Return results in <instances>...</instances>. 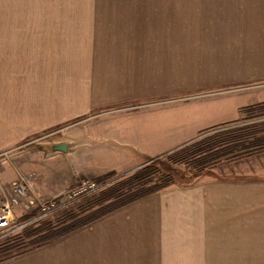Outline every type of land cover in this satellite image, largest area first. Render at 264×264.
<instances>
[{"label":"rangeland","instance_id":"obj_1","mask_svg":"<svg viewBox=\"0 0 264 264\" xmlns=\"http://www.w3.org/2000/svg\"><path fill=\"white\" fill-rule=\"evenodd\" d=\"M216 1L0 0V196L23 177L35 200L13 206L0 264H264V149L222 152L243 133L264 141V105L194 130L203 102H264V73L201 89V33L238 45L264 2L223 0L240 14L221 22ZM60 142L69 152L50 148ZM112 149L121 167L79 175L115 162ZM84 178L97 188L69 201ZM62 182L52 195L36 186ZM140 198L142 220L117 211ZM50 200L60 206L37 217Z\"/></svg>","mask_w":264,"mask_h":264},{"label":"crops","instance_id":"obj_2","mask_svg":"<svg viewBox=\"0 0 264 264\" xmlns=\"http://www.w3.org/2000/svg\"><path fill=\"white\" fill-rule=\"evenodd\" d=\"M222 1L223 0H217L215 2V5H217L218 8H221V9H215L213 16L217 20H220L221 22H223L222 19L225 17H228L229 15H232L233 17H239V14H240L238 13L239 11H236L235 9L231 10L229 8L223 9L221 7ZM252 1L253 0H251V3ZM261 1L264 2V0H261ZM242 2L245 4V0H242ZM251 3L249 2L250 5ZM232 12L234 14H232ZM260 12H264V10H260ZM205 20L206 18L204 19L201 18V22H204ZM260 20H261L260 22H262V19ZM252 24H251V27L256 26V29L253 30L252 32L247 31V30L244 31V33L248 32L249 36H247L245 39L244 37L241 38L238 45H233V42H232L233 40L231 39L222 40V35L220 33L218 37H212L210 41H204L203 40L204 37L202 36L203 34L201 33V89L215 87L218 84L224 83L223 81H229V80L236 81L239 78L242 80L251 79V78L254 79L256 77H253L252 75L264 73V34L261 35V33H264V23L262 24L260 23L261 25H252ZM204 26H206V24H201V30L203 29ZM217 28L221 29L219 26ZM238 31L239 29L236 28L235 33H237ZM253 35H258V36H253ZM207 58H212L211 60L212 62L210 63L209 67L206 66L209 63V60ZM221 59H225V60L222 61ZM204 60H208V61L206 62ZM235 71L238 72V74L240 75L244 74V77L242 75H241L242 77H240V75L239 76L232 75L233 73H235ZM188 87L190 86L188 85ZM213 103L215 102L211 100L201 103V123L196 125L194 127V130L199 129L200 127L204 128L207 126L214 125L216 123L237 119L238 117L241 116V111H242L241 108L246 104V103L244 104L239 103V104H234V105H227L226 110L224 112L222 110L221 104L217 105L216 103V105H214ZM207 105L209 107H207ZM229 110H230V113L227 114ZM180 135L182 134H178L176 136H180ZM67 146H68L67 152H69L68 150L70 146L68 144ZM112 152H113V149L112 151H109V154H110L109 159H111V156H112V159L114 160L115 157L113 156ZM92 153L93 152H90V151L85 152L84 160L88 162V157L89 155H92ZM114 161L115 162H112V163L108 161L106 162V165L101 164V167H93L94 165L89 166L88 164V166L86 165L84 169V166H82L83 168L80 169L82 173H80L79 175L86 174L87 172H90V171L92 172L90 174H94L93 173L94 170L96 171L95 174L99 175L106 171L116 170L122 166L120 165L118 159ZM89 167L91 168L89 169ZM67 184L68 182L67 183L62 182L52 187L48 185H44V184L43 185L37 184L36 186H37V190L41 194H49V195L51 194L52 195L54 193L60 192L61 189L65 187ZM39 192L35 191L34 194L40 195ZM143 200L144 198H140L136 202L126 204L123 207L118 208L117 211H119L120 214H123L126 212L132 213L131 221L133 220V218L137 221L138 217L141 218V217H144V215L141 216V214L139 215V213L134 214L135 211H137L138 209L141 211L142 210L147 211V209H145L146 205L143 202ZM167 200L168 199H166V201ZM170 200H172L171 197H170ZM152 211L153 210H150L149 212H151L152 214L153 213ZM140 220H142V218Z\"/></svg>","mask_w":264,"mask_h":264},{"label":"built area","instance_id":"obj_3","mask_svg":"<svg viewBox=\"0 0 264 264\" xmlns=\"http://www.w3.org/2000/svg\"><path fill=\"white\" fill-rule=\"evenodd\" d=\"M97 188L96 183L88 178L81 179L75 187L72 189L68 196L70 197L69 201L81 197ZM29 189V183L21 177L12 184V190L9 193H4L0 196V231L11 232L15 230L18 225H12V209L13 206L20 203L22 198H24V204L26 206L34 204V199L32 196H29L27 191ZM55 201H48L45 204V201L37 203L35 207L39 208V213L37 217L49 213L57 209L60 205H54ZM23 224H19L21 226Z\"/></svg>","mask_w":264,"mask_h":264},{"label":"trees","instance_id":"obj_4","mask_svg":"<svg viewBox=\"0 0 264 264\" xmlns=\"http://www.w3.org/2000/svg\"><path fill=\"white\" fill-rule=\"evenodd\" d=\"M258 105H264V102H259V103H256V104H253L252 106H248V107H242L241 109L242 110H244V109H246V108H251V107H256V106H258ZM250 132H253V131H250ZM249 132V134L248 135H250L251 136V134H254V133H250ZM243 136H246L247 137V134H242L241 136H236L234 139H231L233 142V144H234V146H236V148L235 149H232V148H228V149H225L226 151H222L223 153L224 152H227V153H231L232 152V156L233 157H231V158H239V157H242V156H244V155H246V154H248V153H252L253 152V150L254 151H259V150H262V149H264V148H262V146H264V141H262V140H257L256 142L255 141H249V140H244V139H246V138H244ZM244 138V139H243ZM241 139H243V140H241ZM231 143V144H232ZM261 148V149H260ZM257 149H259V150H257ZM213 156H216V155H213ZM212 156V157H213ZM217 156H219V155H217ZM215 162H216V160H215ZM164 166H166L167 167V164H165L164 163ZM152 169L153 167H152V165H145L144 167H142L141 169H140V171H139V173L140 172H142L143 170H147V169ZM168 169V168H167ZM169 170V169H168ZM142 175V174H141ZM194 173H189V175H187V178H188V180L190 181L193 177H194ZM164 179V178H163ZM172 178L171 177H166V179H164V180H162L160 183H158V184H156L152 189H149L148 191H150V190H153V189H155V188H159V187H163V186H165L166 184H168V183H170L172 180H171ZM146 192H142V193H136V194H134V195H132V196H130V197H128V198H126V199H123L122 201H120V202H118V204H116V205H114V206H111V207H109L108 209H106V210H110V209H112V208H114V207H116V206H120V205H122V204H125V203H127V202H130V201H132V200H134V199H136V198H138V197H140V196H142L143 194H145ZM106 210H103L101 213H97V214H94V215H91V216H89V217H87V218H85V219H83V221L82 222H80V223H83V222H87V221H89V220H92L93 218H96L98 215H100V214H103ZM80 223H78V224H80ZM76 226H78V225H76ZM73 227H75V226H73ZM73 227H71V228H73ZM55 235L54 236H59V235H61L62 233L60 232V233H54ZM53 236V237H54Z\"/></svg>","mask_w":264,"mask_h":264},{"label":"water","instance_id":"obj_5","mask_svg":"<svg viewBox=\"0 0 264 264\" xmlns=\"http://www.w3.org/2000/svg\"><path fill=\"white\" fill-rule=\"evenodd\" d=\"M50 148L52 150H59L62 152H66L68 149L67 143L66 142H60V143H53L51 144Z\"/></svg>","mask_w":264,"mask_h":264}]
</instances>
